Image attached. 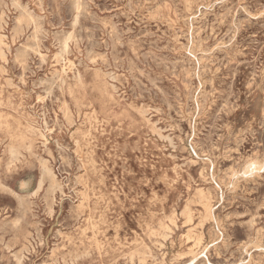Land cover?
Here are the masks:
<instances>
[{
    "label": "rangeland",
    "instance_id": "obj_1",
    "mask_svg": "<svg viewBox=\"0 0 264 264\" xmlns=\"http://www.w3.org/2000/svg\"><path fill=\"white\" fill-rule=\"evenodd\" d=\"M0 264H264V0H0Z\"/></svg>",
    "mask_w": 264,
    "mask_h": 264
},
{
    "label": "bare ground",
    "instance_id": "obj_2",
    "mask_svg": "<svg viewBox=\"0 0 264 264\" xmlns=\"http://www.w3.org/2000/svg\"><path fill=\"white\" fill-rule=\"evenodd\" d=\"M17 1V0H16ZM49 7H51V6H49ZM28 8V7H27ZM204 9V8H203ZM69 13V12H68ZM73 13V12H72ZM203 13V12H202ZM231 13V12H230ZM38 15V14H37ZM71 15V14H70ZM175 15V14H174ZM203 15V14H202ZM54 16V15H53ZM60 16V15H59ZM176 16V15H175ZM21 17V16H20ZM31 17V16H30ZM55 17V16H54ZM75 17V16H74ZM231 17V16H230ZM76 18V17H75ZM113 18V17H112ZM162 18V17H161ZM62 20H63V18H61ZM74 19V18H73ZM77 19V18H76ZM78 19H79V16H78ZM60 20V19H59ZM76 22H77V20H75ZM59 22H61V21H59ZM53 23V22H52ZM55 23V22H54ZM78 23V22H77ZM73 24H75L74 23V21H73ZM78 26V25H77ZM74 27V26H73ZM127 28V27H126ZM209 29H210V27H209ZM62 30V29H61ZM113 30V29H112ZM194 30V29H193ZM212 30V29H211ZM36 31V30H35ZM58 31V30H57ZM56 31V32H57ZM73 31V30H72ZM176 32H177V30H176ZM63 34H64V32H63ZM71 34V33H70ZM80 34V33H79ZM73 35V34H72ZM81 35V34H80ZM68 36V35H67ZM72 38V37H71ZM62 39H64V38H62ZM69 40H71V39H68V41ZM73 40V39H72ZM63 41V40H62ZM198 45H199V43H198ZM66 46H68V44L66 45ZM89 48V47H88ZM112 48H115V47H112ZM67 49V48H66ZM35 51V50H34ZM208 52V51H207ZM41 54V53H40ZM66 54V53H65ZM81 54V53H80ZM105 54V53H104ZM42 55V54H41ZM40 55V56H41ZM44 55V54H43ZM116 55V54H115ZM200 56V55H199ZM147 60V59H146ZM201 60V59H200ZM70 64V63H69ZM88 65V64H87ZM248 67V66H247ZM64 68V67H63ZM100 68V67H99ZM219 71V70H218ZM229 71V70H228ZM111 73H112V71H111ZM229 73V72H228ZM256 73V72H255ZM182 77H183V75H182ZM191 79V78H190ZM189 79V80H190ZM113 80V79H112ZM230 80V79H229ZM58 81V80H57ZM211 82V81H210ZM192 85V84H191ZM196 85V84H195ZM213 86V85H212ZM235 89V88H234ZM146 90V89H145ZM142 91H144V90H142ZM232 91V90H231ZM235 91V90H234ZM188 92V91H187ZM233 92V91H232ZM220 95V94H219ZM230 96H231V94H230ZM219 99V98H218ZM231 101V100H230ZM206 103V102H205ZM168 104H170V103H168ZM222 108V107H221ZM238 108V107H237ZM204 110V109H203ZM181 111V110H180ZM188 111V110H187ZM201 111V110H200ZM204 112V111H203ZM221 112V111H220ZM200 114V113H199ZM203 114V113H202ZM228 114H229V112H228ZM232 114V113H231ZM218 114H216V116H217ZM223 115V114H222ZM242 115V114H241ZM212 117V116H211ZM224 118H225V116H224ZM214 119V118H213ZM56 120H57V118H56ZM215 120V119H214ZM147 121H148V119H147ZM46 123V122H45ZM212 123V122H211ZM215 123V122H214ZM7 125H9V124H7ZM211 126V125H210ZM214 126V125H213ZM216 126H218V125H216ZM239 127V126H238ZM214 128V127H213ZM32 129V128H31ZM52 130V129H51ZM210 132V131H209ZM241 132V131H240ZM190 133V132H189ZM207 134H209V133H207ZM212 134H213V132H212ZM211 134V135H212ZM199 135V134H198ZM233 135V134H232ZM259 138V137H258ZM210 139V138H209ZM212 139V138H211ZM201 140V139H200ZM206 140V139H205ZM232 140V139H231ZM263 140V139H262ZM226 141V140H225ZM78 142V141H77ZM204 142V141H203ZM202 142V143H203ZM201 144V143H200ZM204 144V143H203ZM202 146H204V145H202ZM227 146V145H226ZM60 147V146H59ZM230 148V147H229ZM226 151V150H225ZM227 153H228V151H226ZM205 153V152H204ZM227 155V154H226ZM251 164V163H250ZM85 168V167H84ZM256 168V167H255ZM262 169V168H261ZM238 170V169H237ZM225 176V175H224ZM230 184H231V182H230ZM226 199V198H225ZM221 209V208H220ZM21 222V221H20ZM15 223H17L16 221H15ZM19 223V222H18ZM200 245V244H199ZM24 248V247H23Z\"/></svg>",
    "mask_w": 264,
    "mask_h": 264
}]
</instances>
